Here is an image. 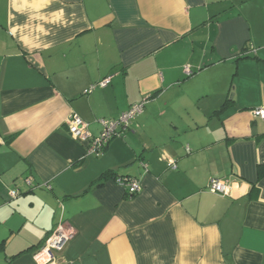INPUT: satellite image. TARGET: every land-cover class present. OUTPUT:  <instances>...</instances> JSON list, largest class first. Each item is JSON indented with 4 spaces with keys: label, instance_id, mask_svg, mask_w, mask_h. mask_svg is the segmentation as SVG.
Returning a JSON list of instances; mask_svg holds the SVG:
<instances>
[{
    "label": "crops",
    "instance_id": "crops-1",
    "mask_svg": "<svg viewBox=\"0 0 264 264\" xmlns=\"http://www.w3.org/2000/svg\"><path fill=\"white\" fill-rule=\"evenodd\" d=\"M141 102L100 155L70 134ZM260 107L264 0H0V264L60 221L57 264H264Z\"/></svg>",
    "mask_w": 264,
    "mask_h": 264
},
{
    "label": "built area",
    "instance_id": "built-area-1",
    "mask_svg": "<svg viewBox=\"0 0 264 264\" xmlns=\"http://www.w3.org/2000/svg\"><path fill=\"white\" fill-rule=\"evenodd\" d=\"M185 72L190 75L191 70L187 66ZM111 82V77L104 78L101 80L99 86H107ZM95 87L93 85L87 92L92 91ZM144 108V102L132 105L128 111L123 113L117 119H102L103 129L98 136H94L89 128L88 124L77 114H72L68 119V126L70 134L81 142L87 143V153L100 155L107 143L115 136L120 135V131H125L129 128L132 120L138 115ZM253 114L256 117L264 119V107L256 108L253 110ZM170 164L173 161L170 160ZM29 183L30 179L27 180ZM117 182L124 186L130 195H135L141 190V184L138 179L127 178L118 179ZM209 189L213 193L222 195H230V184L227 179L213 178L210 181ZM17 191H13L12 195L16 197ZM74 229L65 223L60 221L53 232L45 240L43 245L39 247L36 252L35 259L40 264H57V252H62L67 244L74 238Z\"/></svg>",
    "mask_w": 264,
    "mask_h": 264
},
{
    "label": "trees",
    "instance_id": "trees-1",
    "mask_svg": "<svg viewBox=\"0 0 264 264\" xmlns=\"http://www.w3.org/2000/svg\"><path fill=\"white\" fill-rule=\"evenodd\" d=\"M259 174H260V177L264 174V166H260V167H259ZM107 177H111V178H113L115 181H117L118 179L133 178V177H128V176H119V175L114 174L113 172H107V173H105L104 178H107ZM44 242H45V241H44ZM44 242H43V243H44ZM42 245H43V244H42ZM42 245H40V247H41Z\"/></svg>",
    "mask_w": 264,
    "mask_h": 264
}]
</instances>
